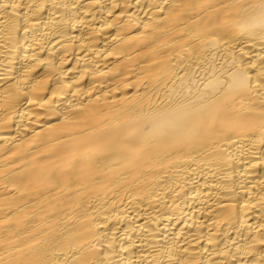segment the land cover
I'll return each mask as SVG.
<instances>
[{"label": "bare ground", "instance_id": "6f19581e", "mask_svg": "<svg viewBox=\"0 0 264 264\" xmlns=\"http://www.w3.org/2000/svg\"><path fill=\"white\" fill-rule=\"evenodd\" d=\"M0 264H264V0H0Z\"/></svg>", "mask_w": 264, "mask_h": 264}]
</instances>
